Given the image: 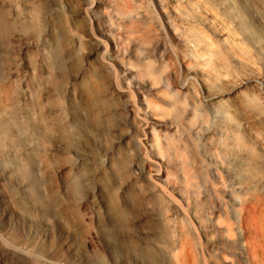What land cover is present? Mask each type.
<instances>
[{
    "label": "clouds",
    "instance_id": "clouds-1",
    "mask_svg": "<svg viewBox=\"0 0 264 264\" xmlns=\"http://www.w3.org/2000/svg\"><path fill=\"white\" fill-rule=\"evenodd\" d=\"M0 264H264V0H0Z\"/></svg>",
    "mask_w": 264,
    "mask_h": 264
},
{
    "label": "bare ground",
    "instance_id": "bare-ground-1",
    "mask_svg": "<svg viewBox=\"0 0 264 264\" xmlns=\"http://www.w3.org/2000/svg\"><path fill=\"white\" fill-rule=\"evenodd\" d=\"M161 15H163V13H161ZM169 31H170V29H169Z\"/></svg>",
    "mask_w": 264,
    "mask_h": 264
}]
</instances>
